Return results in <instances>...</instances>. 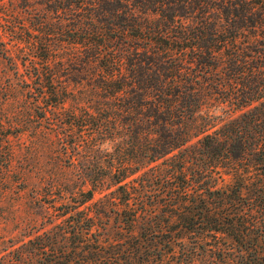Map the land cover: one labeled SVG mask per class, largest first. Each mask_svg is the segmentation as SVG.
<instances>
[{
    "label": "trees",
    "instance_id": "16d2710c",
    "mask_svg": "<svg viewBox=\"0 0 264 264\" xmlns=\"http://www.w3.org/2000/svg\"><path fill=\"white\" fill-rule=\"evenodd\" d=\"M58 1L92 101L41 96L77 173L0 264H264V0Z\"/></svg>",
    "mask_w": 264,
    "mask_h": 264
},
{
    "label": "rangeland",
    "instance_id": "374dc122",
    "mask_svg": "<svg viewBox=\"0 0 264 264\" xmlns=\"http://www.w3.org/2000/svg\"><path fill=\"white\" fill-rule=\"evenodd\" d=\"M57 0H0V237L22 239L45 224L43 185L54 177H74L69 166L71 153L64 156V138L72 133L57 122L66 109H86L92 99L81 64L68 62L71 47L52 24L63 22ZM52 31V32H50ZM51 33V35H50ZM52 41V52L47 41ZM46 43V44H45ZM48 59L51 65H48ZM54 75L65 105L56 112L44 111L55 101L41 96ZM81 78V81H80ZM80 81V82H76ZM61 101V100H60ZM61 107L62 110H61ZM59 124V125H58ZM58 125V126H57ZM66 133L68 137L55 135ZM71 135V136H69ZM62 143V144H61ZM40 194H42L40 196ZM106 194V192L104 193ZM102 195L96 194L95 199ZM1 239V238H0ZM0 240V256L7 244ZM183 261L175 255L165 264ZM194 260V264H207ZM151 264H160L151 260ZM164 264V263H163Z\"/></svg>",
    "mask_w": 264,
    "mask_h": 264
}]
</instances>
